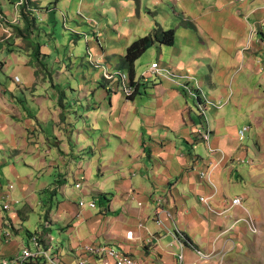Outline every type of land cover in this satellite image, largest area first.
I'll return each instance as SVG.
<instances>
[{
    "label": "crops",
    "instance_id": "crops-1",
    "mask_svg": "<svg viewBox=\"0 0 264 264\" xmlns=\"http://www.w3.org/2000/svg\"><path fill=\"white\" fill-rule=\"evenodd\" d=\"M30 1L31 12L18 0L0 4V264L35 234L66 264H78L89 244L140 264H178L181 234L184 264H214L223 248L229 256L256 219L245 189L256 171L236 163L250 152L239 131L264 124V0ZM176 20L185 26L174 29L175 45L148 50V69L137 76L159 62L180 79L148 75L131 99L107 93L91 55L119 69L134 42ZM252 26L259 35L250 40ZM191 76L212 106L224 104L209 105L207 123L184 89ZM8 193L18 203L5 211ZM230 197L243 206L226 211ZM82 199L96 208L80 207ZM44 210L32 231L23 225ZM192 246L209 259L199 261ZM86 264L99 261L89 255Z\"/></svg>",
    "mask_w": 264,
    "mask_h": 264
},
{
    "label": "built area",
    "instance_id": "built-area-1",
    "mask_svg": "<svg viewBox=\"0 0 264 264\" xmlns=\"http://www.w3.org/2000/svg\"><path fill=\"white\" fill-rule=\"evenodd\" d=\"M17 8L19 10H27L33 11L34 8L31 6L29 0H18L17 2ZM5 19L2 14H0V20ZM93 55H91V62L94 65L95 68L103 70L104 77L109 82L107 83V89L110 93H114V89L109 85L112 82L118 83V89L124 94V96L128 99L134 98L137 94V90L139 87V79L135 78L133 79L130 74L127 71L118 69L115 70L111 68L109 65L104 63H99L97 61L93 60ZM169 70H165L163 66L159 63H153L150 69L149 73H146L144 77H147L148 75H156V76H164L166 78H170L171 80L175 81V76L173 72H170ZM142 77V79H144ZM141 79V78H140ZM186 87H184L185 89ZM190 90V88L185 89ZM194 93V92H193ZM195 96V95H194ZM198 98V96H195ZM200 104L202 106V112L205 113L207 107L209 105H213L211 101H209L207 98H204L203 96L200 97ZM249 131V127H243L239 133L238 138L240 141H243L246 137V133ZM205 139H207L208 135H203ZM207 171L201 172V177H209L207 174ZM76 189L82 188V183L78 182L75 184ZM9 188L12 189V186H9ZM211 198H205L201 197L200 201L205 203L208 206V209L211 211H214L212 209V205L210 203ZM6 202L3 205V209L5 211L12 210V206L14 204L18 203V200H15L11 193L6 194L5 197ZM80 207H89L92 209L96 208V202L91 201L87 202L86 200L82 199L79 202ZM243 206V200L241 197H236L232 199L228 203V208L226 211H229L235 207H242ZM164 210H160V213L158 215L164 214ZM158 224L161 225V221H158ZM44 227H49V224L44 221L43 222ZM253 230V228H252ZM4 238L6 240H10L13 237V229L12 224L10 221L6 220L4 222V231H3ZM182 239H184V242L180 243V250L182 251L179 254L178 257V264H184L183 263V249H184V243L187 241L184 235L181 234ZM127 238L132 239L133 238V232H129L127 234ZM193 250L195 251L198 260L199 261H207L209 259V255L203 252L202 250L196 249L192 246ZM80 252V258L78 261V264H86L88 261V256L91 255L94 258H96L99 261V264H140L135 258H133L130 255L122 253L120 250H117L113 247L106 246V245H84L79 248ZM1 264H66L62 257L55 251H53L50 243L44 239H42L39 235H32L29 239V245L24 246L21 250V252L15 256L13 259H4Z\"/></svg>",
    "mask_w": 264,
    "mask_h": 264
},
{
    "label": "rangeland",
    "instance_id": "rangeland-1",
    "mask_svg": "<svg viewBox=\"0 0 264 264\" xmlns=\"http://www.w3.org/2000/svg\"><path fill=\"white\" fill-rule=\"evenodd\" d=\"M5 3L8 4V0H0V4H5ZM30 4L32 6L31 1H30ZM6 10H9V9L6 8ZM263 10L264 9H262V11ZM29 12H31V11H29ZM181 23H182V21L176 20L172 24H169V26H168V28H166V30L167 31L168 30H174L175 28L179 27ZM182 25L185 26V24H183V23H182ZM175 31L177 34V30H175ZM257 35H259V29L255 26H252L251 30H250V40H253L254 37ZM262 44L264 46V41H262ZM82 50L86 51V48H83ZM64 51L65 50L63 49V52ZM149 55H150V51H147L143 55V57L140 58L137 62V70H138V73H140V76H142L143 72L145 70L147 71V69H148V66H144V65L146 63V58ZM261 63L263 64V62H261ZM106 64H109V63H106ZM91 65H92L91 69H95V70H97L96 72L101 73V79L103 81V84L109 83L106 80V78L104 77L103 70L95 68L93 64H91ZM168 68H170V67H168ZM113 69L118 71V68H113ZM170 69H173V68L171 67ZM169 71L173 72L172 70H169ZM208 73H209V69H208ZM157 77H159V76H157ZM191 77L193 79L189 82L187 81V82L183 83V86L186 88H188V87L190 88V90H187V95L189 96V98H191L195 102L196 110L200 113V112H202L201 111L202 106L200 104V101H201L200 97L203 96L204 98L208 99V97H207L208 94H206L202 90V88L198 86L199 83L196 80V78L194 76H191ZM135 78L139 79V82H138L139 87L137 90V92H139L140 89H142V87L145 83V80L142 78L140 79L139 76H136ZM176 78L180 79V76H176ZM109 85L114 89L113 94L121 93V91L118 89V86H117L118 83L117 82H112ZM191 87H193V88H191ZM181 88H183V87H181ZM105 90L108 93V89L105 88ZM194 95L198 96V98H196ZM209 98H210V96H209ZM60 104L62 105V101H60ZM223 105L224 104H221V103H219V105L216 104L215 106L210 105L211 106L210 109H212V108L220 109L221 106H223ZM208 107H207V109H208ZM207 109H206V111L209 110V109L208 110ZM231 110H233V107H231ZM200 114L202 115L203 119H205L203 122L207 123V121L210 120L208 113H206L205 116L203 113H200ZM262 115L263 114H261V119L263 120L264 118L262 117ZM206 119H208V120H206ZM246 120H247L246 125H249L250 122H249L248 118H246ZM262 125L264 126V124H262ZM261 126L254 128L252 131H250V129H249L250 132L247 131L246 137L243 140L242 145L245 146V148L243 149L244 152H246L245 151L246 147H248L250 149V152L246 153L244 158H242V156H240V159H243L244 163H236V166H238V170L240 172L243 170L245 173L249 169L256 171V177L252 180V183H250V184L246 183L245 184V189L248 188L250 196L253 197L252 198L253 210L255 211V214H256V219L254 218V220H253L254 225L252 226L254 232L251 233L249 227L245 225L244 229L242 230V233L237 234L239 236L238 237L239 239L237 241L232 242L233 251L231 252V254H229V256H226V252L224 251V248H223V251H221V253L217 257V259L215 260L214 264H264V136H261L262 134L264 135V129H262ZM201 134H202V138H203V134L208 135V136L211 135L210 132H208V131H204ZM250 160L254 161V164H252L250 162ZM249 178H251V175ZM3 184H4V187H9V184H11V183L4 181ZM13 184L15 185V182ZM236 191L237 190L235 189V192ZM232 198L233 197H230L231 200H232ZM244 212L247 214L246 209L244 210ZM45 214H46L45 210L40 212V213L38 211L31 212L28 214L29 219L27 221H25L23 223V225L26 226V223H29L31 225V228H29V230L32 231L33 227H36L38 225L40 217H43ZM245 218H248V216Z\"/></svg>",
    "mask_w": 264,
    "mask_h": 264
},
{
    "label": "trees",
    "instance_id": "trees-1",
    "mask_svg": "<svg viewBox=\"0 0 264 264\" xmlns=\"http://www.w3.org/2000/svg\"><path fill=\"white\" fill-rule=\"evenodd\" d=\"M28 14L30 13L23 14L28 22V27L26 30H30L34 25L33 20ZM176 37L177 34L175 30L167 31L160 25L157 26L149 35L140 38L128 48L126 56L121 59L119 69L128 71L131 77L134 79L137 76V61L148 50L157 45L174 46Z\"/></svg>",
    "mask_w": 264,
    "mask_h": 264
}]
</instances>
